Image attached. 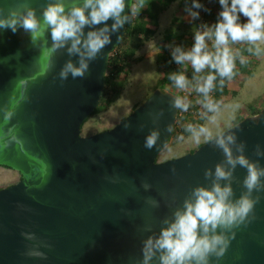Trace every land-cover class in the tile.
<instances>
[{
    "label": "water",
    "instance_id": "water-1",
    "mask_svg": "<svg viewBox=\"0 0 264 264\" xmlns=\"http://www.w3.org/2000/svg\"><path fill=\"white\" fill-rule=\"evenodd\" d=\"M22 2L0 0V17ZM56 2L30 0L36 33L0 29V166L22 176L0 189V264H142L144 242L158 237L168 226L165 221L174 220L186 200H194V189L212 188L217 165L232 172L219 183L231 185L233 201L247 192L248 171L239 164L231 168L217 136L191 153L158 161L179 110V97L168 89H156L113 128L83 136L84 123L100 105L110 54L122 42L127 22L109 32L110 43L89 61L83 77L69 73L62 79L65 65L79 66L80 57L69 53L71 41L54 48L43 12ZM64 3L67 12L73 0ZM132 5L126 0L122 15ZM113 22H106L109 28ZM102 27L103 22L86 25L84 38ZM153 130L159 137L149 150L144 142ZM222 134L236 136L230 145L234 157L243 154L264 168V155L258 154L264 153V107ZM257 197L255 219L227 232L225 255L210 257V264H264V187L253 190L252 198ZM22 232L33 233L34 239ZM29 250L44 257H30ZM151 264H160L159 253Z\"/></svg>",
    "mask_w": 264,
    "mask_h": 264
},
{
    "label": "clouds",
    "instance_id": "clouds-1",
    "mask_svg": "<svg viewBox=\"0 0 264 264\" xmlns=\"http://www.w3.org/2000/svg\"><path fill=\"white\" fill-rule=\"evenodd\" d=\"M220 10L213 23L205 22L203 31L197 30L194 35V45L190 51L185 52L177 47L173 52V57L178 64L185 61L191 62V66L196 73H200L205 68H210L218 72L221 77L233 75L235 67L234 58L228 47L229 41H264V0H216ZM126 0H84L82 5L78 0H73L69 10L64 0H57L56 3L49 4L43 12L46 24L51 28V36L54 48L63 47L69 41L71 46L69 53L79 54V66L69 61L62 69L60 76L67 79L69 73L76 77H83L89 68V61L95 59L101 49L110 43L109 32L118 31L128 21L125 12ZM143 7V0L132 6V14ZM192 8L187 9L188 15L193 19H199L201 11L211 13L201 0H193ZM87 13V14H86ZM242 17L246 18L242 21ZM114 22L111 28L107 21ZM104 23V27L99 30H92L84 38L85 26L99 25ZM19 28L25 31L36 33L39 25L34 8L30 6V0H23L17 7L10 8L6 17H0V29L11 30L16 33ZM214 37L215 53L208 50L206 39ZM257 47L256 53H260ZM6 60V58H3ZM177 88L186 87L188 80L184 74H174L171 77ZM216 76L208 74L197 91L203 93L205 97L211 92ZM175 106L184 111L188 110L189 104L180 99L175 101ZM209 111H215L217 104L208 100L204 105ZM192 131V127L189 126ZM201 135L208 139L212 138L209 128L201 126L193 133L195 142H199ZM159 137V132L153 130L146 136L144 147L152 149ZM216 143L221 147L227 157V163L234 169L237 164L247 168L248 175L245 178L244 186L247 192L239 199L233 201V190L231 185L221 186L220 180H227L231 177V170H226L223 165H217L215 169L216 181L211 189L197 187L193 191L194 200H186L183 210H177L174 220L165 221L167 227L161 229L158 237H149L142 249V264H151L153 258L159 253L160 264H210V257L215 256L221 259L229 245L230 238L227 232L241 225L247 226L254 216V207L258 202L252 198L253 190L264 187L261 177H264V168H258L255 163H251L243 154L234 157L230 145L236 143L234 134H218ZM241 153L244 144L241 143L238 149ZM264 155V153H258ZM206 175H212L211 171ZM149 186L146 184L145 188ZM155 205V201H152ZM217 229H221L217 232ZM26 239H34L33 233L22 232ZM234 238V234L233 237ZM30 257H44V253L38 250H29Z\"/></svg>",
    "mask_w": 264,
    "mask_h": 264
},
{
    "label": "trees",
    "instance_id": "trees-1",
    "mask_svg": "<svg viewBox=\"0 0 264 264\" xmlns=\"http://www.w3.org/2000/svg\"><path fill=\"white\" fill-rule=\"evenodd\" d=\"M176 1L177 0H143V7L140 8L135 15L132 14L131 7L128 14L129 19L127 21L125 36L122 42L116 46L114 51L110 54L105 89L100 105L87 121L93 116L110 109L121 97L124 84L131 73L132 66L141 59V57H137V53L148 41L155 38L159 29L160 15ZM185 1L189 2L192 7L193 0ZM214 1L215 6L208 16L209 24L213 23L216 19L214 17L215 7H220L218 2H216V0ZM201 2L204 3V0H201ZM138 3H140V0H133V5ZM193 11H196V9L193 8ZM196 21L197 19H194L193 32H179L176 29L166 31L162 39H160L156 45V52L147 53L148 57L156 53L158 58L161 77L156 89H168L176 94L180 100H182L183 95L171 77L174 74H182L183 71L188 72L189 112L184 116H181L179 113L177 114V121L173 129L170 144L173 141L185 140L195 130L203 126L204 122L212 115L213 111H209L204 106L208 102L209 94L205 97L203 93L197 91V88L203 84L208 74L212 73L216 76L213 82L214 86L212 90L214 94L212 101L217 104V109H219L226 100L237 93V91L231 90L232 84L237 83L240 87L243 85V82L253 76L254 72L252 70V65H256L258 61L252 59V56H264V47H259L261 51L257 54L256 49L258 46L255 47L251 44L243 43V41L232 42L230 40L228 47L231 50L235 64L231 78L221 77L218 72L210 68H205L200 73H196L189 61H185L182 64L176 63L173 57L174 50L179 47L187 52L191 50L195 43L194 35L196 31ZM263 107L264 106L252 112L251 115L258 114ZM180 111L181 108H179V112ZM194 111H197L198 114L194 115ZM189 126L192 127V131L189 130Z\"/></svg>",
    "mask_w": 264,
    "mask_h": 264
},
{
    "label": "rangeland",
    "instance_id": "rangeland-1",
    "mask_svg": "<svg viewBox=\"0 0 264 264\" xmlns=\"http://www.w3.org/2000/svg\"><path fill=\"white\" fill-rule=\"evenodd\" d=\"M184 6L188 7V4H184ZM162 32L151 41H148L137 53V57H141L140 62L134 68V75L131 78L128 77L129 79L124 84L123 92L124 90L125 92L118 99L116 106L90 118L82 127L83 136H91L113 128L129 116L156 90L161 77L158 58L156 53L150 57L147 56V53L156 52V45L162 39ZM253 44L258 45V47H264V41H257ZM256 57L257 55H254L253 59H258V63L252 65L253 76L243 82L240 87L237 83L232 84L231 90H235L237 93L226 100L221 108L213 111L212 115L204 122L203 127L211 130L212 138L235 126L248 116L254 108L259 110L264 106V56ZM134 103L137 105L134 106ZM195 131H198V129ZM193 133L183 141L171 142L161 153L158 161H166L187 154L188 146L191 147L194 143L196 144ZM200 140L207 142L210 139L201 135ZM20 180V172L9 167L0 166V189L14 185Z\"/></svg>",
    "mask_w": 264,
    "mask_h": 264
},
{
    "label": "crops",
    "instance_id": "crops-1",
    "mask_svg": "<svg viewBox=\"0 0 264 264\" xmlns=\"http://www.w3.org/2000/svg\"><path fill=\"white\" fill-rule=\"evenodd\" d=\"M184 4H188L189 7H185ZM187 9L193 10V8L190 6L189 2H187L185 0H178V2L177 1L174 2L166 11H164L160 15V21H159L160 24H159V29H158V32L156 35L161 34L162 31H163L162 33L164 35L166 33V31H168L170 29H176L179 32H193L194 31V19L188 15ZM219 10H220V7L219 8L215 7V12H214L215 18H216V15H217ZM168 14H170V15H168ZM245 20H246L245 18H242V21H245ZM163 35H162V37H163ZM243 43H248V44H251V45L256 47V45H254L252 42L243 41ZM253 58H254V56H252V59ZM138 63H136L132 66L131 73L128 76L129 78H131L134 75V72H135L134 68ZM124 92H125V90H124ZM123 93H122V95H123ZM122 95H121V97H122ZM117 101H116L115 105H113L112 107L116 106ZM135 105H137V104L134 103V106ZM255 110L257 111V108H254L251 111V113L254 112ZM251 113H249L248 116H250ZM203 143H205V140H199V142L198 143L196 142V144L194 143L193 146H191V147L188 146L187 152L188 153L193 152L196 148L201 146Z\"/></svg>",
    "mask_w": 264,
    "mask_h": 264
},
{
    "label": "built area",
    "instance_id": "built-area-1",
    "mask_svg": "<svg viewBox=\"0 0 264 264\" xmlns=\"http://www.w3.org/2000/svg\"><path fill=\"white\" fill-rule=\"evenodd\" d=\"M204 4L208 7V8H211V11L213 9V7L215 6V1L214 0H204ZM208 16H209V13L207 12H204V11H201V16L199 19H197L196 21V31L197 30H201L203 31V27L202 25L205 23V22H208ZM195 31V32H196ZM206 44L208 46V50L210 52H213L215 53L216 49L214 47V38H211V39H206ZM186 78H187V74L188 72L187 71H183V73ZM180 89V88H179ZM180 92L181 94L183 95L182 97V101L185 102V103H190V98H189V89H188V86L186 85L185 88L183 89H180ZM213 90H211V92L209 93V98L208 100H211L213 99ZM189 112V107H188V110L187 111H184L183 109H181V111L179 112L178 110V113L181 115V116H184L185 114H187ZM194 115H197L198 112L197 111H194L193 112Z\"/></svg>",
    "mask_w": 264,
    "mask_h": 264
}]
</instances>
